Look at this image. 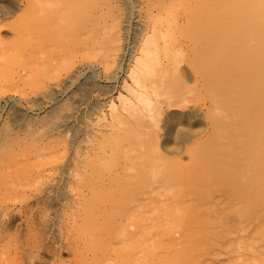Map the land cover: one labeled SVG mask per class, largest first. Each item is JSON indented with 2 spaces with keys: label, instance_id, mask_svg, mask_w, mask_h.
<instances>
[{
  "label": "bare ground",
  "instance_id": "bare-ground-1",
  "mask_svg": "<svg viewBox=\"0 0 264 264\" xmlns=\"http://www.w3.org/2000/svg\"><path fill=\"white\" fill-rule=\"evenodd\" d=\"M145 2L142 13L155 21L178 18L165 21L164 45L155 26L136 44L141 88L123 81L132 95L123 96L105 128L93 119L71 152L60 140L40 141L52 126L74 127L65 101L30 138L0 142V194L7 197H0V264H264V0ZM6 5L16 9L14 0ZM222 16L235 28L256 23L240 39L251 49L252 69L231 88L225 70L236 54L210 32ZM108 41L90 51L102 53ZM8 49L1 42L0 62ZM183 59L190 69L180 71ZM129 72L133 80L138 75ZM211 75L217 83L205 87ZM94 82L89 75L70 97L86 95ZM13 112L6 134L23 120ZM15 196L22 203L10 215Z\"/></svg>",
  "mask_w": 264,
  "mask_h": 264
},
{
  "label": "rangeland",
  "instance_id": "rangeland-1",
  "mask_svg": "<svg viewBox=\"0 0 264 264\" xmlns=\"http://www.w3.org/2000/svg\"><path fill=\"white\" fill-rule=\"evenodd\" d=\"M6 1L0 0V44L4 41L9 45L4 53L6 60L0 62L3 66L0 68V142L6 139L15 141L30 138L38 129L37 125L41 120L47 117L46 114L55 111L60 107L59 104L67 101L66 105L72 108L65 111L71 110L69 121L74 127H64L63 130L52 126V130L41 137L40 141L60 140L58 145L68 152L74 149L75 144L83 142L80 136L84 135L89 123L96 124L93 119L104 124L106 120H111L115 108H122L123 96L132 95L123 86L125 79L136 89L141 88L138 78L143 72L139 69L140 64L132 57L140 51L135 49L136 44H139V48L147 36H153L152 26H155V31L160 36L158 45H164L165 38L162 35H169L163 29L166 26L165 21L178 18V15H155L158 21L153 20L142 13L145 11V0H14L16 9L13 12L8 10ZM253 4L251 1L242 2L239 6L249 7ZM224 10L229 12L231 9ZM159 11L166 12L158 9V14ZM214 11L218 13L217 2L214 3ZM238 13L244 14L242 11ZM223 16L210 32H213V36L220 35L230 44V52L236 54L234 59L232 56V61L226 65L225 70L226 82L231 88L232 80L239 81L240 76H245L252 69L248 67L251 49L244 47L240 39L244 33L255 30L256 23L252 18L236 21L240 23H236L235 28L225 22ZM145 26L148 28L144 29ZM147 29L152 30L151 33ZM140 31L144 34L141 35ZM106 39L109 41L99 46L103 48L102 53L90 51L98 47L97 43ZM260 41L263 40L259 38L257 42ZM147 44L153 49L156 48L148 40ZM122 51L125 54L123 59L120 56ZM16 55L21 57L17 59ZM132 67L138 71L134 80L129 72ZM186 68L190 69V66L187 59H183L179 63V69L181 71ZM89 75H93L95 82L88 85L86 95L70 97ZM252 76L250 74L247 77ZM58 77L64 78L60 85L54 83ZM186 81L191 87L195 85L192 81ZM201 82H204L205 87L215 86L217 83L213 75L207 76ZM250 82L246 81L247 84ZM51 84H54V88L48 94L45 89ZM118 90L123 93L119 94ZM185 95L193 98L196 91L189 90ZM13 109L19 110L18 115L23 120L14 123L10 134H6L3 126L15 117ZM100 116H104V119H99ZM103 127L105 128V124ZM59 130H62V134H59ZM121 137L126 139L125 134H121ZM12 195L11 193L10 196ZM0 197L7 199L3 194ZM15 197L17 199L14 201L12 198L8 199V205L12 204L10 215L15 212L14 207L22 203L18 196Z\"/></svg>",
  "mask_w": 264,
  "mask_h": 264
}]
</instances>
